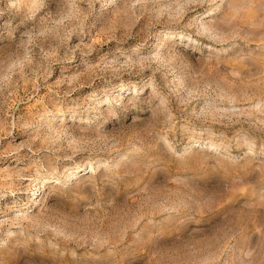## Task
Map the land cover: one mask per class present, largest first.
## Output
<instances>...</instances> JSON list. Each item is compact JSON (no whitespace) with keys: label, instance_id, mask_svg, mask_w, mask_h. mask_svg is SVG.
<instances>
[{"label":"rangeland","instance_id":"rangeland-1","mask_svg":"<svg viewBox=\"0 0 264 264\" xmlns=\"http://www.w3.org/2000/svg\"><path fill=\"white\" fill-rule=\"evenodd\" d=\"M0 264H264V0H0Z\"/></svg>","mask_w":264,"mask_h":264}]
</instances>
